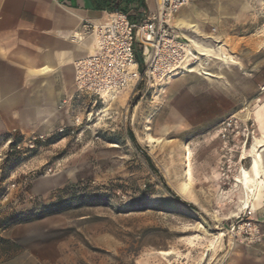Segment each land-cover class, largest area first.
Returning a JSON list of instances; mask_svg holds the SVG:
<instances>
[{"label": "rangeland", "instance_id": "obj_1", "mask_svg": "<svg viewBox=\"0 0 264 264\" xmlns=\"http://www.w3.org/2000/svg\"><path fill=\"white\" fill-rule=\"evenodd\" d=\"M201 1V32L235 62L215 60L227 80L209 79L206 57L0 138V264H225L237 218L264 207L244 209L240 174L264 152V13L215 25Z\"/></svg>", "mask_w": 264, "mask_h": 264}, {"label": "crops", "instance_id": "obj_2", "mask_svg": "<svg viewBox=\"0 0 264 264\" xmlns=\"http://www.w3.org/2000/svg\"><path fill=\"white\" fill-rule=\"evenodd\" d=\"M144 1L147 17L156 10V0ZM208 4L215 25L223 20L242 25L247 13H264V0H208ZM204 12L203 2L194 0L176 16L175 25L199 53L200 62L213 57L206 67L209 79L216 80L214 76L223 72L227 80L228 73L215 61L222 57L228 61L221 42L202 33L198 25ZM105 17L106 12L94 10L90 0H0V138L12 132H45L55 126L58 113L70 108L76 93L75 62L93 52L94 38L83 26ZM77 34L84 39H74ZM254 119L260 123L261 113ZM257 153L258 190L252 209L264 206V152ZM261 209L256 216L264 230ZM225 264H264V241L237 243Z\"/></svg>", "mask_w": 264, "mask_h": 264}, {"label": "built area", "instance_id": "obj_3", "mask_svg": "<svg viewBox=\"0 0 264 264\" xmlns=\"http://www.w3.org/2000/svg\"><path fill=\"white\" fill-rule=\"evenodd\" d=\"M190 2L156 0L154 13L141 22H132L120 11L106 12L105 19L99 23L87 22L83 29L93 36L94 48L90 55L74 64L76 93L73 100L87 95L95 99L96 105L129 88H136L142 81H165L172 75L189 72L194 62L197 63V57L182 30L175 25V19ZM74 39L82 41L84 37L77 34ZM138 47L143 57V70L137 62ZM82 124L79 116L73 118V126ZM237 219L231 228L235 243L264 241V230L256 216Z\"/></svg>", "mask_w": 264, "mask_h": 264}, {"label": "trees", "instance_id": "obj_4", "mask_svg": "<svg viewBox=\"0 0 264 264\" xmlns=\"http://www.w3.org/2000/svg\"><path fill=\"white\" fill-rule=\"evenodd\" d=\"M92 3V7L94 10L98 12H124L128 15L129 19L132 22H141L146 18L147 14V6L145 4L144 0H90ZM133 6H135L133 8ZM137 52V62L139 63L141 69L143 70V57L141 55V52L138 48H136ZM130 138H132L130 134ZM135 145L138 147L137 142H134ZM148 163L150 167L157 171L151 158L149 156H146ZM166 189L179 201H181V198L174 194V192L165 184ZM185 204L191 208H195L193 204L185 202ZM40 218H43L44 216H37ZM31 218L25 221H31ZM34 219V218H33Z\"/></svg>", "mask_w": 264, "mask_h": 264}, {"label": "bare ground", "instance_id": "obj_5", "mask_svg": "<svg viewBox=\"0 0 264 264\" xmlns=\"http://www.w3.org/2000/svg\"><path fill=\"white\" fill-rule=\"evenodd\" d=\"M197 60L199 61L200 57H197ZM114 98H116V97H113V99ZM243 159L246 160L248 158L246 156H244ZM258 162H259V155L256 154L253 157L251 171H247V170H244L245 168H242L241 172H240V174H242V172H243L242 183L246 189L245 191H247L246 195L244 196V199H246V201L244 202V206H245L244 209H249L251 207V201L254 200V198L257 194L258 185H257L256 178L258 177ZM189 187H190V184H186L185 187L182 189L183 193H186L188 191ZM252 203H253V201H252Z\"/></svg>", "mask_w": 264, "mask_h": 264}]
</instances>
